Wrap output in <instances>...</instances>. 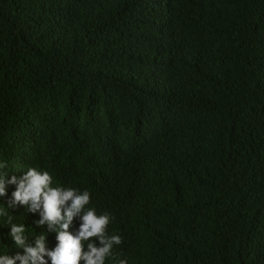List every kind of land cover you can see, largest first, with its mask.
Returning <instances> with one entry per match:
<instances>
[{
    "label": "trees",
    "instance_id": "16d2710c",
    "mask_svg": "<svg viewBox=\"0 0 264 264\" xmlns=\"http://www.w3.org/2000/svg\"><path fill=\"white\" fill-rule=\"evenodd\" d=\"M0 158L89 190L130 264H264V0H0Z\"/></svg>",
    "mask_w": 264,
    "mask_h": 264
},
{
    "label": "clouds",
    "instance_id": "9594fccd",
    "mask_svg": "<svg viewBox=\"0 0 264 264\" xmlns=\"http://www.w3.org/2000/svg\"><path fill=\"white\" fill-rule=\"evenodd\" d=\"M10 173L8 161L0 158V198L8 197L6 204H0V218L9 229L6 238L22 252L0 251V264H130L128 257L115 252L123 237L108 231L114 217L92 206L89 190L64 185L38 167H28L21 176ZM10 186L15 187L9 197ZM19 208L38 213L35 227L47 230L30 233L25 223L15 222L13 210ZM77 219L79 226L73 232ZM49 233L56 234L54 248L48 247Z\"/></svg>",
    "mask_w": 264,
    "mask_h": 264
}]
</instances>
